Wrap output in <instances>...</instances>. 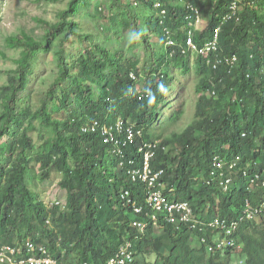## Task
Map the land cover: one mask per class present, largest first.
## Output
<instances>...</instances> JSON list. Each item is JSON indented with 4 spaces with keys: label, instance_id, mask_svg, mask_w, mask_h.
Listing matches in <instances>:
<instances>
[{
    "label": "trees",
    "instance_id": "1",
    "mask_svg": "<svg viewBox=\"0 0 264 264\" xmlns=\"http://www.w3.org/2000/svg\"><path fill=\"white\" fill-rule=\"evenodd\" d=\"M234 1L237 14L227 20ZM197 9L208 20L204 30L190 25ZM81 15L95 18L96 32L82 30ZM40 20V37L24 30L6 38V48L20 49L16 68L6 71L8 84L0 87V244L22 251L10 255L24 259L31 242L48 247L59 264H108L123 241L134 238L132 212L120 194L130 189L144 203V186L129 179L126 163L141 161L142 155L130 145L124 157L117 156L102 133L120 117L167 147L157 153L153 167L165 171L170 200H188L206 223L236 217L251 195L242 170L264 173V0H68L56 21ZM224 20L222 55H235L236 62L212 69L197 57L195 117L181 132L169 133L170 123L182 121L184 112L180 107L165 120L156 106L174 86L173 68L191 73L190 53L182 48L189 47L190 36L203 45ZM100 31L109 36L99 38ZM73 39L82 46L70 58L66 42ZM125 40L127 47H118ZM138 46L146 50L143 66L127 53ZM41 50L54 51L58 74L34 108L30 100L21 101ZM156 122L161 131L152 129ZM237 159L240 173L234 171V187L223 192L217 177ZM53 173L60 174L66 190L64 207H49L31 186L39 178L52 180ZM159 227L156 232L151 224L134 242L139 250L134 264H148L151 252L158 254L156 264H233L230 251L208 254L205 246L192 247V232L161 216ZM239 238L243 264H264V218L245 224Z\"/></svg>",
    "mask_w": 264,
    "mask_h": 264
},
{
    "label": "rangeland",
    "instance_id": "2",
    "mask_svg": "<svg viewBox=\"0 0 264 264\" xmlns=\"http://www.w3.org/2000/svg\"><path fill=\"white\" fill-rule=\"evenodd\" d=\"M68 0H0V50L6 52L7 57L0 54V87L7 85L8 73L6 71L16 68L15 60L20 56V49L6 48V38L12 34H19L21 31H27L36 37H40L44 33V27L40 19L48 21H56L58 19V12L67 7ZM96 3V2H95ZM80 22L82 30H90L96 32L97 24L95 18L91 15H81ZM208 25L207 19H202L198 24L193 25L195 30H204ZM103 27V26H102ZM221 30L219 27L215 29L212 35L205 41L203 45L198 46L191 36L188 39L189 47L182 48V53H190L191 73L185 74L181 67L175 69L173 72L176 77V86L167 93L162 104L156 106V112L161 111L163 118L171 114L178 108H182L184 112L183 120L173 129L176 132L183 130L192 119L195 117V105L198 100V95L195 91L199 76L195 72L196 60L198 56L204 58L206 63L213 69H218L224 61L230 62L233 56L222 55L221 51ZM128 35V34H127ZM99 38H106L108 32H98ZM114 46L118 42L112 43ZM120 46L128 45L127 40L119 43ZM82 46V42L78 40H70L66 42V54L72 58V54H78ZM129 56L133 55L139 59L138 64L143 66L146 60V50L141 46L136 47L133 51L127 52ZM216 65V66H215ZM58 74V66L54 51H40L33 62L32 74L29 79V85L26 91L22 94L21 104L25 105L30 100L32 106L36 108L41 97L45 91L50 87ZM139 86L143 89V84ZM1 99V96H0ZM63 114H58L62 116ZM160 122H156L152 129L154 131H161ZM39 142L40 137L34 135ZM52 180L42 182L36 179L31 186L35 192L39 194L40 199L49 207L60 206L64 207L66 204V190L60 187L61 176L58 173H53ZM132 217H134L131 214ZM149 264H156L158 256L151 253L147 255ZM233 264H239L238 260H234Z\"/></svg>",
    "mask_w": 264,
    "mask_h": 264
},
{
    "label": "clouds",
    "instance_id": "3",
    "mask_svg": "<svg viewBox=\"0 0 264 264\" xmlns=\"http://www.w3.org/2000/svg\"><path fill=\"white\" fill-rule=\"evenodd\" d=\"M227 20H229V18ZM227 20L221 22V24H219L218 27L222 29L223 24H225ZM169 44L172 45V42L169 41ZM236 58H237L236 56L233 57V59L229 62V64H234L236 62ZM132 74H134V77L132 76ZM131 77L135 80L138 79V76L134 72L131 73ZM174 86H176V81L174 83ZM160 91L164 92L166 90L164 89L163 86H161ZM141 95H146L147 98L149 97L148 92H142ZM166 96L167 94L165 95V97ZM175 111H171V113ZM168 116L170 117L171 114L167 115L163 119L168 120L167 119ZM180 122L178 123H176L175 121L171 122L170 127L168 128L169 133L176 132L173 129ZM97 125L98 127L100 126L99 122L96 123V126ZM104 128L108 130L107 134L104 133ZM114 129L119 134V136L123 133L122 134L123 138L122 136L120 138L119 136L116 137L113 132ZM129 129H132L133 131L132 139L129 138ZM102 130H103L102 133L107 135L105 137V141L110 145L112 144L115 145L114 151L116 152L117 156L121 158L124 157L125 156L124 148H128L130 145H136L137 151L140 153L138 155H142L141 161H139L138 158H129L126 163L128 166L129 179L137 187L139 185L144 186V190H145L144 203L140 202L138 197L136 195H133L130 189H124L120 194V200L123 202L125 207L130 210V213L132 212V215L134 216L133 223L137 230L134 238L125 239L123 243L119 246V249H121L122 246H125L128 243L130 244L129 249L132 252L133 260L129 264H134L136 258L138 257L139 250L135 248L134 242L140 241L145 237L148 227L151 224H153L154 227L157 228L156 232L161 231L159 229L160 216L166 223L168 222L169 224L180 226L183 230L187 229L191 231L192 235L190 236V242L192 247L205 246L208 254L226 255L227 251H230L233 257V261L238 260L239 264L244 263L243 258L241 257L243 251V244L241 242V239L239 238V235L242 227L245 224L250 222L259 223L260 220H263L264 218V173L262 174L254 173V172L250 173L247 171V169H245L244 171L242 170V173H244L247 179L246 180L247 190L249 193H251V195H248L246 197L244 203L240 206L237 212V216L232 218L231 220L226 219L227 221L224 220L223 222L217 224H212L211 221L206 223L202 221L198 215H196L191 202L185 199L170 200L169 197L167 196V185L163 181L165 171L163 169H157L153 167V160L156 158L157 153L162 149L167 150V147L162 143L161 139H156L154 141L148 140L147 137H145V132L143 130L134 129L133 125L126 126L124 119L121 117L118 119L115 126L112 127V126L104 125ZM117 140H121L122 143L121 144L117 143ZM239 162L240 161H238V159L231 161L230 169L226 172H220L219 176L217 177L218 182L216 184H218V186L220 187V189L223 190V192L229 193L232 190V187H234L235 184L234 171L235 174L240 173V171L237 170L238 168L237 165ZM123 163L124 162H121V165H123ZM158 173L160 174L158 181L162 183V186L157 185L156 189L150 188L147 181L148 178L155 176ZM133 175L135 176V178ZM212 182H215V180L211 181L210 179H207L208 184H211ZM153 191H160L170 203L183 202V201L188 202L192 209L191 220L184 221L179 216H176L172 220L171 216L167 211L158 210L154 208L149 202V197ZM136 208H140L141 210L137 211ZM206 226H208L210 229L205 230ZM212 226H214V228ZM208 233L209 235H207ZM118 250L114 255L117 254ZM151 253L155 254L157 259L158 254L156 252H151ZM111 259L112 258L108 260V264ZM148 260L149 259L147 257V261ZM158 261H159V257L155 263H158Z\"/></svg>",
    "mask_w": 264,
    "mask_h": 264
},
{
    "label": "built area",
    "instance_id": "4",
    "mask_svg": "<svg viewBox=\"0 0 264 264\" xmlns=\"http://www.w3.org/2000/svg\"><path fill=\"white\" fill-rule=\"evenodd\" d=\"M159 5V4H157ZM231 14L226 16V19L231 18L237 14L238 11V5L237 2L234 1L231 4ZM202 20L201 13H199V10L197 9V14L194 20L190 22V25H196ZM229 63V62H228ZM216 66V65H215ZM134 77V74H132ZM98 127V125H97ZM122 128V127H121ZM94 129V127L92 128ZM104 133L107 134L108 130L104 128ZM133 137V131L132 129H129V138L132 139ZM108 138V137H107ZM113 139V138H112ZM117 143H122L121 140H117ZM159 173L155 176L148 178V184L150 188H157V185L162 186V183L158 181ZM134 176V175H133ZM135 178V176H134ZM150 204L158 209V210H165L169 213L171 216V219L173 220L176 216H179L184 221L191 220L192 216V209L188 202H176V203H170L168 200L163 196V194L160 191H153L149 197ZM137 211H140V208H136ZM28 253L27 257L24 259H14L10 254L12 253H21V249H17L10 247L8 245H1L0 244V262H8L10 264H59V262L55 259H52L50 256V252L47 247L45 246H35L31 242L28 244ZM130 244H126L125 246H122L121 249L118 250L117 254L110 260L109 264H129L133 260L132 252L130 251ZM39 252V255L37 253ZM61 264V263H60Z\"/></svg>",
    "mask_w": 264,
    "mask_h": 264
}]
</instances>
